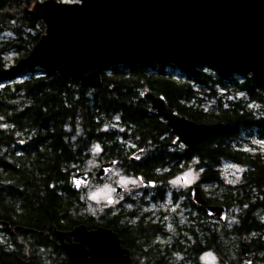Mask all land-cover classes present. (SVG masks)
Here are the masks:
<instances>
[{"label":"trees","instance_id":"1","mask_svg":"<svg viewBox=\"0 0 264 264\" xmlns=\"http://www.w3.org/2000/svg\"><path fill=\"white\" fill-rule=\"evenodd\" d=\"M37 1L43 0H0V34L9 33L0 40V229L9 237L0 241V264H72L53 230L106 224L101 216L83 213L80 192L69 187L70 165L82 160L91 142L112 158L117 139L127 138L149 149L139 161L122 157L128 172L160 180L179 172L181 162L196 161L198 182L219 191L214 198L204 194L206 202L236 211V222L224 234L204 226L200 249L223 253L229 247L225 237L231 236L237 250L243 247L255 264H264V155L238 141L243 135L264 139V82L203 67L184 72L154 60L115 64L91 88L40 68L3 73L11 66L5 55L17 54L15 61L26 56L45 32L44 22L29 12ZM143 87L163 95L180 115L223 125L181 151L171 145L174 136L165 122L140 97ZM113 120L117 128H103ZM223 161L242 168L238 182H225ZM158 168L168 171L158 178ZM144 260L165 264L159 256Z\"/></svg>","mask_w":264,"mask_h":264},{"label":"water","instance_id":"2","mask_svg":"<svg viewBox=\"0 0 264 264\" xmlns=\"http://www.w3.org/2000/svg\"><path fill=\"white\" fill-rule=\"evenodd\" d=\"M29 12L44 22L45 32L3 73L40 68L91 88L115 64L154 60L184 72L203 67L264 82V0H43ZM139 94L149 102L150 112L165 122L174 135L173 145L181 151L191 150L223 125L180 115L163 95L145 87ZM115 162H103L94 176L104 178ZM89 182V174L80 170L68 180L78 192ZM121 190L116 188L117 193ZM191 194L197 209L208 217L227 218L226 206L208 204L198 185ZM53 231L72 264H132L130 251L110 228L78 224L69 231ZM241 259V264H250L243 247Z\"/></svg>","mask_w":264,"mask_h":264},{"label":"flooded vegetation","instance_id":"3","mask_svg":"<svg viewBox=\"0 0 264 264\" xmlns=\"http://www.w3.org/2000/svg\"><path fill=\"white\" fill-rule=\"evenodd\" d=\"M113 122L119 125L118 120H113ZM168 133L171 132L168 131ZM173 142L174 139L171 145L175 147ZM117 144L120 146L115 147L116 153L112 158H107L108 151L102 150L104 161H116L113 166H121L122 157L139 161L149 152L148 148L138 147L131 138L117 139ZM179 165L182 166V162ZM179 168L181 169V167ZM167 171L164 168H158L154 172L159 178V175L162 176ZM88 174L91 175V173ZM176 175L165 179L159 178L160 180H147L141 173L135 174V178L140 184L134 192L135 195L132 198H126L125 202H115L114 198L110 197L109 206L100 215L106 224L103 227L115 231L121 245L130 251L132 264H138V260H134V258L144 259L146 255L159 256L164 258L165 264H171L166 261L171 250L178 251L183 255L184 262L181 264H204L199 261V257L204 252L214 251L211 247L206 250L200 249L203 247L201 238L204 226L213 230V224L219 222L198 210L192 200L191 190L195 185L200 187L202 195H204L200 185L202 183L198 182V179L187 187L177 188L170 184ZM184 179L185 177L181 176V181ZM173 215L182 221L172 220ZM215 251L218 258L221 259L220 264H231L229 261L227 263L224 253L220 254L217 250ZM246 258L250 264L256 263L255 259L249 258L247 254ZM241 262L240 255L239 264Z\"/></svg>","mask_w":264,"mask_h":264},{"label":"rangeland","instance_id":"4","mask_svg":"<svg viewBox=\"0 0 264 264\" xmlns=\"http://www.w3.org/2000/svg\"><path fill=\"white\" fill-rule=\"evenodd\" d=\"M59 1L73 2L77 0ZM6 36H9L8 32L1 33L0 40ZM16 57L17 54L12 52L5 55V59L8 64L7 67L16 63ZM175 73L178 74V72ZM116 118L117 117H114L113 119ZM110 126H115L117 128V126L119 125L116 122L114 123L113 121H110V123L105 124L103 128H110ZM76 135L78 134L76 133ZM238 141L244 148L254 152L260 151L264 155V139L256 138L253 135H243L242 138H239ZM97 146H99V151H96ZM103 156L104 155L102 153V148H100V144L97 142H91L89 144L88 150L86 151V155L82 157V160L70 165V168H74L73 171H70V175L73 174L76 170L91 173V179L88 186L79 192L80 199L82 200V202H84V210H82L83 213L92 214L96 217H99L104 209L109 206L108 200L110 197H113L115 202H125L126 198H132L135 195L134 192L137 190L138 186H140L138 180L135 178V175L128 172L125 167L121 169L123 167L122 165L119 167L113 166L109 174L104 178H96L94 174L105 160ZM179 167H181V169L176 173L177 175L170 181L171 186L184 188L200 178V169L196 166V161L182 163V166L179 165ZM220 171L225 182L236 183L240 179V172L242 171V168L240 166L231 164L230 162L223 161L220 165ZM181 176L185 177L184 181H181ZM133 181H135V183H133ZM173 181L179 182L173 183ZM200 185L203 193L207 197H217V194H219V191L217 192V188L215 185L205 183H202ZM118 186L122 188L119 193L116 192V188ZM94 196L95 199L93 198ZM226 209L228 213L227 218L224 221H219L217 224H213V230L216 232V234H224L226 231H229L232 225H234L237 220L236 211L234 209H231V206L226 207ZM178 216L180 217V215ZM172 217V220L175 219L176 222L182 221L181 219L174 217V215ZM207 217L205 218L207 219ZM204 221L207 220L204 219ZM7 240H9L8 233L3 229H0V241L7 242ZM225 241L229 247L227 250L223 251V255L227 260V263L229 261L231 264H235L234 259L239 261L241 249L238 248L237 250L236 245L234 243H231V236L225 237ZM213 250L214 251L204 252L199 257V261L204 264H220L221 259L218 258V255L217 253H215L216 251L214 248ZM246 254L249 258L253 259L250 252L246 251ZM182 257L183 255L180 252L171 250L170 256L167 257L166 261L169 263L171 262V264H181L184 262V259ZM144 262V259L138 258V264H144Z\"/></svg>","mask_w":264,"mask_h":264},{"label":"snow or ice","instance_id":"5","mask_svg":"<svg viewBox=\"0 0 264 264\" xmlns=\"http://www.w3.org/2000/svg\"><path fill=\"white\" fill-rule=\"evenodd\" d=\"M100 149H99V146H97L96 147V151H99ZM179 181H173V183H178ZM122 183H125V182H122ZM133 183H135V181H133ZM94 199H95V196L93 197ZM109 202H111V201H109Z\"/></svg>","mask_w":264,"mask_h":264}]
</instances>
